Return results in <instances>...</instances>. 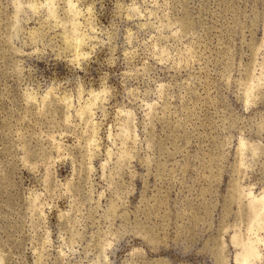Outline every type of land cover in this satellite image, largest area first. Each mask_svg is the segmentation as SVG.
Instances as JSON below:
<instances>
[{
    "label": "rangeland",
    "instance_id": "obj_1",
    "mask_svg": "<svg viewBox=\"0 0 264 264\" xmlns=\"http://www.w3.org/2000/svg\"><path fill=\"white\" fill-rule=\"evenodd\" d=\"M0 264H264V0H0Z\"/></svg>",
    "mask_w": 264,
    "mask_h": 264
}]
</instances>
